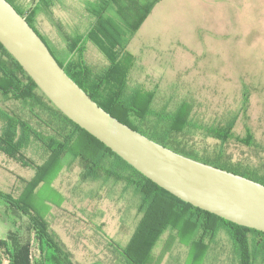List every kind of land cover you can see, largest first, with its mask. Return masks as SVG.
Masks as SVG:
<instances>
[{
  "label": "rangeland",
  "instance_id": "374dc122",
  "mask_svg": "<svg viewBox=\"0 0 264 264\" xmlns=\"http://www.w3.org/2000/svg\"><path fill=\"white\" fill-rule=\"evenodd\" d=\"M85 1L55 0L50 18L44 14L36 17L37 29L60 43L63 40L57 22L71 35L83 33L85 24L79 21L87 14L82 7ZM147 1L139 0L142 5ZM19 2L27 9L33 0ZM85 5L111 11L120 26L119 41L131 34L136 12L123 18L112 3L104 6L99 0H87ZM120 32L124 35L119 36ZM131 46L137 60L127 71V96L137 89L144 93L155 90V106L168 108L185 99L192 106L191 118L210 125L224 123L238 113L247 93V117L239 113L233 130L243 136L249 128L254 145L230 139L222 148L232 161L264 176V0H160L137 28ZM89 53L90 59L98 57L92 48ZM0 107L9 110L11 102L0 98ZM35 127H39L37 123ZM192 140L198 149L212 151L219 147L215 138L198 130ZM21 150L36 164L48 155L34 139ZM81 172L76 163L64 165L49 186L38 187L39 196L53 201H48L44 219L76 264H123L116 250L126 244L137 223L136 202L131 194L122 196V183L83 179ZM33 175L32 167L0 152L1 190L16 197ZM170 239L169 231L164 232L153 247V255L157 257L164 250L159 264H186L188 247ZM0 241L12 252L22 254L26 263L39 264L34 230L25 216L1 200ZM203 264H238L225 233L219 234Z\"/></svg>",
  "mask_w": 264,
  "mask_h": 264
},
{
  "label": "trees",
  "instance_id": "16d2710c",
  "mask_svg": "<svg viewBox=\"0 0 264 264\" xmlns=\"http://www.w3.org/2000/svg\"><path fill=\"white\" fill-rule=\"evenodd\" d=\"M7 1L20 15L25 16L28 24L44 41V35L35 25V19L39 14L50 18L55 0H33L27 9L20 5L19 0ZM99 1L104 6L114 4L123 18L131 10L135 11L138 15L132 24L133 34L160 0H148L144 5L139 0ZM109 11L104 8L92 11L98 22L111 23V27L98 25L99 28L95 30L105 41H119L120 26ZM56 29L63 40L61 56L56 58L53 54L57 52L55 47L44 41L50 52L66 74L106 112L177 153L264 184V176L256 169L232 161L222 148L230 139L246 146L254 145V137L249 128H246L243 136L236 135L233 130L239 113L243 118L247 117V93L241 99L239 112L230 115L224 123L198 124L191 118L192 106L185 99L178 101L173 108H168L165 105L155 106V90L144 93L137 89L127 96L125 87L128 68L118 64L120 53L110 60L106 68L96 71L89 67L84 59V41L89 39L91 29L79 37L71 36L58 22ZM0 98L11 102L9 110L0 107V152L34 169V175L25 182L18 196L0 189V200L25 216L34 230L39 264H76L69 250L44 219L48 201L53 202L52 199L39 196L37 191L41 185L49 186L64 165L68 167L73 163L82 169L80 176L83 179L122 183V196L131 194L136 202V213L139 216L137 223L126 244L116 250L123 264H159L164 250L157 257L152 250L166 231H169L171 239H177L181 245L188 247L186 264H203L207 252L214 247L222 232L227 236L238 264H264L263 231L235 224L193 206L142 175L62 113L1 43ZM35 123L40 130L35 127ZM196 130L215 138L219 147L212 151L195 147L192 138ZM30 139L39 141L48 152L47 158L39 164L22 153V147ZM261 147L264 151V145ZM38 198L40 203L37 202ZM0 264L28 263L22 260V254L15 250L12 252L0 241Z\"/></svg>",
  "mask_w": 264,
  "mask_h": 264
},
{
  "label": "water",
  "instance_id": "95a60500",
  "mask_svg": "<svg viewBox=\"0 0 264 264\" xmlns=\"http://www.w3.org/2000/svg\"><path fill=\"white\" fill-rule=\"evenodd\" d=\"M0 43L62 113L142 175L193 206L264 232V184L177 153L106 112L7 0H0Z\"/></svg>",
  "mask_w": 264,
  "mask_h": 264
},
{
  "label": "crops",
  "instance_id": "0c3cea01",
  "mask_svg": "<svg viewBox=\"0 0 264 264\" xmlns=\"http://www.w3.org/2000/svg\"><path fill=\"white\" fill-rule=\"evenodd\" d=\"M85 2H87V0ZM85 2H82V7H84V11H86L87 14H86V16H83V19H81L79 21V24H81V25L85 24V26H84L85 30L81 34H84L86 31H89L90 29L92 30L89 34V39L84 41V59L86 60V62L91 67H94L96 69H103V68L108 67L110 65V60L114 59L115 55L120 53L119 58H118V64H120V66L124 67V68L134 67L135 61L137 60V58L135 57V55L132 52L135 50L133 49V47L131 45H133V39H135L136 31L133 34H130L126 38L122 39V41H113V40L112 41H105V40H103L97 34L95 29L99 28L98 25H100L102 27H111V23L109 21L98 22L97 18L95 17V14H92V11H95V10L90 9L88 7V5H85ZM19 3H20V5L23 6V3H21V2H19ZM83 3H84V6H83ZM133 8H135V7H133ZM152 8H151V10H152ZM133 12L135 13V11L131 10L130 13H126L125 18L128 17ZM142 22H141V24H142ZM139 26H138V28H139ZM124 27L125 26L122 23V29ZM81 34L76 33L75 35H71V34L70 35L79 37V35H81ZM45 38L57 49V51H59L58 53L61 54L60 53L61 48L63 47V45L61 44L62 42L60 43L59 41H56L54 39H49L47 37H45ZM90 48L97 51L98 57H95L94 59H93V57H92V59H90V57H88L87 53L90 54L89 53ZM133 61H134V63H132V65H131V62H133Z\"/></svg>",
  "mask_w": 264,
  "mask_h": 264
},
{
  "label": "flooded vegetation",
  "instance_id": "af4514ba",
  "mask_svg": "<svg viewBox=\"0 0 264 264\" xmlns=\"http://www.w3.org/2000/svg\"><path fill=\"white\" fill-rule=\"evenodd\" d=\"M27 1H28V0H27ZM36 1H37V0H36ZM16 4H19V3L16 2ZM43 39H44V41L47 43V45H50V46L52 45V44H51V43L45 38V36H44ZM62 45H63V44H62ZM53 47H54V46H53ZM55 50L57 51L56 48H55ZM58 52H59V51L53 53V54L55 55L56 58H58L59 56H61V54H59ZM60 53H61V52H60ZM87 65H88L89 67H91L88 63H87ZM91 68L94 69V70H96V71H97V70H101V69H96V68H94V67H91Z\"/></svg>",
  "mask_w": 264,
  "mask_h": 264
}]
</instances>
